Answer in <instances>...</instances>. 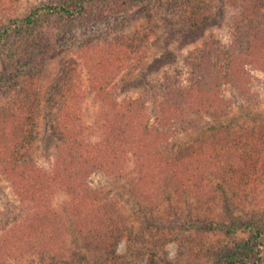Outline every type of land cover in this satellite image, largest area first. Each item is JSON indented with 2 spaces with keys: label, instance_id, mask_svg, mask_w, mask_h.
Masks as SVG:
<instances>
[{
  "label": "rangeland",
  "instance_id": "obj_1",
  "mask_svg": "<svg viewBox=\"0 0 264 264\" xmlns=\"http://www.w3.org/2000/svg\"><path fill=\"white\" fill-rule=\"evenodd\" d=\"M49 1L0 0V112L8 104L6 100L18 91L20 95L37 98L36 105L29 107L32 109L30 119L21 130L31 136L21 145L29 146L30 152L23 150L21 154L19 146L14 159L30 164V169L36 166L39 170L54 164L62 140L57 116L59 90L64 83L79 86L78 90L74 88L73 96L79 98L81 129L91 141L98 140L110 108L107 102L110 97L97 91L91 66L112 56L114 48L118 47L117 53L129 55V62L110 75L112 83H119L118 97H146L144 109L152 122V95H147L146 89L157 86L173 68L184 67L185 58L202 49L208 40L221 39L227 44L231 40L232 16L237 11L231 0H214L209 21L201 23L197 22L200 19H193L190 0H95L86 3L89 9L86 16L74 20L51 16L45 20L41 18L43 23L37 25L24 23L33 8ZM90 55L94 56L91 60ZM259 80L255 81L253 89L259 92L258 104L249 105L233 91H227L226 95L234 102L230 114L221 120L219 127L213 126V120L205 122L208 130L216 129L207 135L218 136L264 122V78ZM24 86L30 92L19 90ZM190 135L191 132H187L172 140L171 151H176L179 144L195 141L196 135ZM26 143L29 144L24 145ZM0 158L6 160L3 154ZM8 158L12 160L11 155ZM2 161L0 228L6 230L16 226L25 216L33 217L42 207L55 211L61 221L56 219V224L49 228L46 220L27 224L24 229L27 234L36 233V229L48 232L52 236L49 234L46 239L53 238L57 243L47 246L43 239L41 247L36 249H31L37 245L33 246V241L27 245L17 243V249L4 256L3 264H150L151 259L157 264H222L223 260L232 264V254L249 242V232L226 234L220 229H187L182 227V222L199 220L228 225L233 216L240 214L247 218L254 214L264 218V194L256 200L248 198L244 195L245 192L250 195L248 188L229 192L234 207H226L218 192L213 199L174 190L168 200L161 194V202L150 201L132 191V180L137 175V163L132 157L126 160L124 177L97 171L87 180L90 189L114 202L131 234V237L120 239L113 255L83 236L76 221L78 217L72 210L74 200L70 192L56 187L47 190L41 201L38 188L30 185L33 175L27 167L16 172L23 183L24 199ZM14 233L16 231L9 234L13 236H8L6 242L14 240ZM53 244H58V248ZM250 256H261L258 264H264V245L260 252Z\"/></svg>",
  "mask_w": 264,
  "mask_h": 264
},
{
  "label": "trees",
  "instance_id": "obj_2",
  "mask_svg": "<svg viewBox=\"0 0 264 264\" xmlns=\"http://www.w3.org/2000/svg\"><path fill=\"white\" fill-rule=\"evenodd\" d=\"M90 1L95 0H51L33 8L24 23L37 25L51 16L68 20L80 18L89 11L86 3ZM190 1L193 2V19L208 22L214 0ZM231 2L237 9L232 16L231 40L227 44H223L221 39L208 40L202 49L185 58L184 67L173 68L157 86L146 89L147 95H152V122L144 109L146 97H118L116 88L119 83H112L110 75H114L123 63L129 62L128 54L117 53L118 47L114 48L112 56L102 58L91 66L97 91L110 97L107 98L110 108L98 140L91 141L81 129L79 98L73 96L74 88L78 90L79 86L64 83L59 90L57 116L62 140L50 168L39 170L33 166L30 169V164H21L14 159L16 149L31 137L21 130L30 119L32 109L29 107L36 105L37 98L20 95L18 91L17 95L7 99L8 104L0 112V155L3 154L6 160L0 161L6 173L12 176L13 185L21 196L26 199L23 183L16 172L27 167L33 175L30 185L38 188L41 201L47 190L56 187L66 189L72 194V210L78 217L76 221L83 236L115 255L120 239L131 237V234L114 202L90 189L87 180L90 174L97 171L117 178L124 177L128 158L134 157L137 163L132 191L155 203L161 202V194L168 200L174 190L193 193L200 198L211 196L213 199L218 192L220 201L226 207H234L228 196L234 189L248 188L250 195L247 192L244 195L255 200L264 194V122L235 128L218 136L206 134L216 129L208 130L205 122L213 120V126L219 127L221 120L230 114L234 102L226 95L227 91H233L249 105H257L259 92L253 90L254 83L264 78V0ZM1 39L0 34V42ZM93 57L90 55L89 60ZM29 84L28 87L33 89ZM25 87L19 90L30 92ZM187 132H191L192 137L196 135L195 141L179 144L176 151H171L172 140ZM10 144L13 146L10 147ZM28 147L21 146V154L23 150L29 153ZM10 155L12 160L8 158ZM56 219L58 215L55 211L42 207L33 217L25 216L16 226L6 230L0 228V264H3L4 256L17 249V243L27 245L33 241V246L37 243L31 249L41 247L43 239L47 246L57 243L53 238L46 239L51 233L37 229L36 233L24 232L27 224L46 220L49 228L56 224ZM182 223V227L187 229H220L226 234L247 231L249 242L232 254V264H243L247 258L249 260L245 264L261 261V256L250 255L260 252L264 245L262 216L254 214L247 218L240 214L233 216L228 225L199 220ZM15 231L14 240L6 242L9 234ZM53 245L58 248V244ZM150 264L157 262L151 259ZM222 264L228 263L223 260Z\"/></svg>",
  "mask_w": 264,
  "mask_h": 264
}]
</instances>
